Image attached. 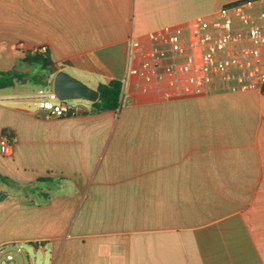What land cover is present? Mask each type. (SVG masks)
Here are the masks:
<instances>
[{"label":"crops","instance_id":"1","mask_svg":"<svg viewBox=\"0 0 264 264\" xmlns=\"http://www.w3.org/2000/svg\"><path fill=\"white\" fill-rule=\"evenodd\" d=\"M241 1L0 0V72L31 68L23 43L47 46L92 88L123 83L119 111L86 114L82 101L60 118L0 90V138L13 141L0 150V251L28 246L49 264H264V88L186 95L167 75L127 76L132 41Z\"/></svg>","mask_w":264,"mask_h":264},{"label":"built area","instance_id":"2","mask_svg":"<svg viewBox=\"0 0 264 264\" xmlns=\"http://www.w3.org/2000/svg\"><path fill=\"white\" fill-rule=\"evenodd\" d=\"M147 42L149 50L139 66L133 65L135 50ZM21 52H48L47 46L27 49L18 43ZM264 0L229 4L208 17H199L175 30L166 29L150 35L142 42L132 41L127 76H139L151 82L167 75L175 91L186 95H210L220 92H248L264 88ZM162 70V73L160 74ZM38 108L50 117L73 114L75 106L60 101L41 89ZM53 100H57L55 103ZM12 138H0V150L8 154ZM26 251L20 246L0 251V264H25L17 261Z\"/></svg>","mask_w":264,"mask_h":264},{"label":"trees","instance_id":"3","mask_svg":"<svg viewBox=\"0 0 264 264\" xmlns=\"http://www.w3.org/2000/svg\"><path fill=\"white\" fill-rule=\"evenodd\" d=\"M248 1L251 0H244L235 3V5ZM22 65L31 68L38 66L43 71V74L39 73L35 76L36 80L39 81L43 87H49L50 77L61 70V68L52 60L48 52L44 54L28 53L25 55ZM26 77L27 73L23 72L21 69L0 72V90L14 87L16 83L24 80ZM97 90L100 95L103 96V99L92 103V109L87 111L86 114L100 113L104 111H119L121 109L123 99V83L121 81L113 80L109 84L100 85Z\"/></svg>","mask_w":264,"mask_h":264},{"label":"rangeland","instance_id":"4","mask_svg":"<svg viewBox=\"0 0 264 264\" xmlns=\"http://www.w3.org/2000/svg\"><path fill=\"white\" fill-rule=\"evenodd\" d=\"M27 73V77L24 79L27 82L24 83V80L18 82L15 84L14 89H9V93H20L22 96L21 103H30L31 106H34L35 104L38 105L39 100V92L41 89H45L46 93H50V90L52 89V82L54 75L50 77V84L49 87H43V85L36 80V75L41 73L43 74V71L38 67L34 66L33 68H28V70L25 72ZM55 103H57V100H53ZM79 102H82V100H71L69 101L70 104H77ZM21 247V246H20ZM25 250L28 252V255L17 256V261L19 263H25V264H49L50 258L47 255L44 257L41 253L36 254L32 248L26 246Z\"/></svg>","mask_w":264,"mask_h":264},{"label":"water","instance_id":"5","mask_svg":"<svg viewBox=\"0 0 264 264\" xmlns=\"http://www.w3.org/2000/svg\"><path fill=\"white\" fill-rule=\"evenodd\" d=\"M25 82L27 81L24 80ZM51 90L60 101L82 100L95 103L103 99L97 89L88 86L64 70L54 75Z\"/></svg>","mask_w":264,"mask_h":264}]
</instances>
